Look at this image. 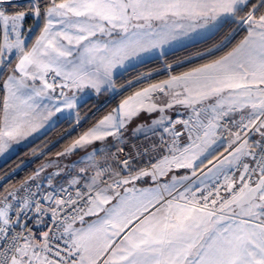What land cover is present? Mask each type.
<instances>
[{"label":"snow or ice","instance_id":"1","mask_svg":"<svg viewBox=\"0 0 264 264\" xmlns=\"http://www.w3.org/2000/svg\"><path fill=\"white\" fill-rule=\"evenodd\" d=\"M225 28L201 55L245 34L57 153L79 161L0 188V264H264V0H0V155L54 117L80 125L81 94L133 62ZM141 113H159L131 130L149 142L125 152Z\"/></svg>","mask_w":264,"mask_h":264},{"label":"trees","instance_id":"2","mask_svg":"<svg viewBox=\"0 0 264 264\" xmlns=\"http://www.w3.org/2000/svg\"><path fill=\"white\" fill-rule=\"evenodd\" d=\"M27 2L21 1L17 4L23 5ZM33 21L29 19L26 24L31 26ZM39 25L35 34L38 33ZM229 31L228 28L223 29L212 37L211 40H201L186 47L170 52L163 57H158L130 68L125 73L117 76V88H123L117 95L105 101V105L100 108L102 102L95 101L91 98L79 106L81 124L75 125L74 121L63 120L59 124L49 129L36 142L21 147L14 155L6 161L0 163V188L6 184H19L22 180L31 176L40 166L44 159L53 155L61 147V141L71 137L76 133L83 132L99 119L105 112L109 111L127 94L135 89L158 79L165 78L170 74H176L185 69L202 64L210 59L216 58L224 52L230 50L245 34L243 31L235 34L225 47L214 52L213 55H201L213 43L220 41ZM193 59L191 61H187ZM169 65L171 67H169ZM170 68L167 70V68ZM151 74L150 76L147 74ZM132 83L130 86H128ZM108 94V92H105ZM101 95V94H100ZM109 95V94H108ZM99 108V109H98ZM98 109V110H97ZM86 117V118H85ZM85 118V119H84Z\"/></svg>","mask_w":264,"mask_h":264},{"label":"rangeland","instance_id":"3","mask_svg":"<svg viewBox=\"0 0 264 264\" xmlns=\"http://www.w3.org/2000/svg\"><path fill=\"white\" fill-rule=\"evenodd\" d=\"M27 27H29V25L28 24H26L25 23V28H27ZM234 36H235V34H234ZM234 36L230 39V40H232L233 38H234ZM198 41H201V40H198ZM198 41H196V42H198ZM192 42V41H191ZM190 42V43H191ZM195 41H194V43H196ZM226 43H228V41H225V44ZM193 44V43H192ZM189 45H191V44H189ZM188 46V45H187ZM184 47H186V46H184ZM178 49H180V48H178ZM178 49H176V50H178ZM175 51V50H174ZM173 52V51H172ZM170 53V52H169ZM168 54V53H167ZM223 55V54H222ZM159 57H161V56H159ZM156 58H158V57H156ZM154 59V58H153ZM151 60V59H150ZM191 60H193V59H189V60H186L185 62H189V61H191ZM147 61H149V60H147ZM146 62V61H145ZM207 62V61H206ZM144 63V62H143ZM205 63V62H204ZM141 64V63H140ZM203 64V63H202ZM139 65V64H138ZM138 65H136V66H138ZM199 65H201V64H199ZM199 65H196V66H192V67H189V68H187V69H185L184 71H182V72H185V71H189V70H191L192 68H194V67H198ZM135 67V66H134ZM133 68V67H132ZM170 68L168 67L167 68V70H169ZM182 72H179V73H176V74H170V75H178V74H180V73H182ZM125 73V72H124ZM121 75V74H120ZM169 75V76H170ZM119 76V75H118ZM169 76H167V77H165V78H161V79H158V80H155V81H152V82H149V83H147V84H145V85H143V86H141V87H139V88H137V89H135L134 91H132V92H130L129 94H127L124 98H126L127 96H129V95H131L132 93H134L135 91H138V90H140L141 88H143V87H147L148 86V84H150V83H156V82H159L160 80H164V79H167ZM117 77V76H116ZM115 77V78H116ZM132 83H130L128 86H130ZM123 88H117L116 87V89L115 90H112V91H108V94H106V93H102L101 95H97V94H95V92H93L91 89H86L85 90V93H86V95L85 94H81V97H82V99L80 100V102L78 103V108H79V106L80 105H82L84 102H86L87 100H89V99H91V98H94L95 99V101H98V102H102L103 101V104L100 106V108L101 107H103V105H105V101H107V100H109V99H111L115 94L117 95L121 90H122ZM123 98V99H124ZM120 103V101L114 106V107H116L118 104ZM114 107H112V108H114ZM112 108L109 110V111H111L112 110ZM99 109V108H98ZM97 109V110H98ZM109 111H107V112H109ZM107 112H105L104 114H106ZM178 112H184V109L183 108H181L180 106H176L174 109H173V111L171 112V113H168L170 116H172V118L173 119H176L177 118V113ZM103 114V115H104ZM158 113H156V114H152V117H143V113H141L140 114V116L139 117H137L133 122H132V124L131 125H129V130H128V132H126L125 133V136H126V138H127V140L126 141H128V139H130V138H134L135 136H133L132 135V129L133 128H135L136 127V125L137 124H149V122L151 121V119L155 116V115H157ZM67 115V113H65L64 114V116H60V118L59 119H57V118H53L44 128H42L39 132H37V133H34L33 135H31V136H29L27 139H25V140H22L21 142H19V143H14L3 155H0V163H2V162H4V161H6L7 159H9L12 155H14L21 147H24V146H27V145H29V144H31V143H34V142H36L42 135H44L49 129H51L52 127H54L55 125H57V124H59L60 122H62L63 120H65V121H70V120H68V119H66L65 118V116ZM102 115V116H103ZM154 115V116H153ZM101 116V117H102ZM86 118V117H85ZM84 118V119H85ZM71 121H74V119L73 120H71ZM177 127H179V125L177 126ZM82 132H80V133H76V134H74V135H72L71 137H68V138H66V139H64V140H62L61 141V147L58 149V151L57 152H55L53 155H51V156H48V157H46L45 159H44V162L41 164V165H45V172H43V173H41V175H42V177L43 176H46L48 173H50V172H55L56 171V168L53 166V167H47V165L49 164V163H52L53 165H55V164H59L60 165V167L61 168H63V167H65V166H69V165H72V163L74 162V161H79L80 160V158L83 156V152L82 151H77V152H75V153H73L72 155H70V156H67V157H63V156H58L57 155V153H61V152H63L64 151V149L68 146V145H70L71 144V142L75 139V138H77L80 134H81ZM155 139V138H154ZM130 142H131V144L130 145H128V147L127 148H124V150L126 151V152H132L133 154H134V148H133V145H141V144H145V143H148L149 141H146V140H144V138L143 137H141V138H138V139H134V140H130ZM41 165L40 166H38V169L41 167Z\"/></svg>","mask_w":264,"mask_h":264},{"label":"crops","instance_id":"4","mask_svg":"<svg viewBox=\"0 0 264 264\" xmlns=\"http://www.w3.org/2000/svg\"><path fill=\"white\" fill-rule=\"evenodd\" d=\"M21 1H25V0H14V2L15 3H17V2H21ZM37 28V27H36ZM36 28H34L33 29V33L35 34V31H36ZM191 41H186V42H184L183 44H177V45H175L174 47H172V48H168V49H166L165 51H166V54L167 53H169V52H172V51H174V50H176V49H178V48H182V47H184V46H187V45H189V44H192V43H194V41H192L191 43H190ZM196 42V41H195ZM160 55L157 53V54H153V55H146V56H144L140 61H135V62H133L131 65H129V67L125 70V69H121V70H119L117 73H116V75H115V77L116 76H118V75H120V74H123L124 72H126L127 70H129L130 68H132V67H134V66H136V65H138V64H140V63H143V62H145V61H147V60H150V59H153V58H156V57H159ZM177 106H179V105H177ZM173 111V109H170V110H168V113H171ZM154 114H156V113H154ZM159 115V113L157 114V115H153L154 117L153 118H156L157 116ZM143 117H149L147 114H145V113H143ZM152 118V119H153ZM151 119V120H152ZM151 123V121L149 122V124ZM142 137V136H141ZM141 137H134V138H130V139H128V141H126V143H125V145H124V148H127L128 147V145H130L131 144V142H130V140H134L135 138L136 139H138V138H141ZM132 145V144H131ZM140 186H146V185H140Z\"/></svg>","mask_w":264,"mask_h":264},{"label":"built area","instance_id":"5","mask_svg":"<svg viewBox=\"0 0 264 264\" xmlns=\"http://www.w3.org/2000/svg\"><path fill=\"white\" fill-rule=\"evenodd\" d=\"M126 152V151H125Z\"/></svg>","mask_w":264,"mask_h":264}]
</instances>
